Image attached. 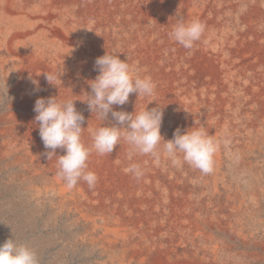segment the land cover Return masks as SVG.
<instances>
[{"label": "rangeland", "instance_id": "374dc122", "mask_svg": "<svg viewBox=\"0 0 264 264\" xmlns=\"http://www.w3.org/2000/svg\"><path fill=\"white\" fill-rule=\"evenodd\" d=\"M72 1L75 3L70 13L74 19L81 24L86 19L89 22V30L81 27V38L86 39L88 32L92 41V60L89 65L86 63L90 70L88 81L98 75L94 68L96 58L107 52L119 55L122 60L127 59L135 74L150 77L156 85L152 97L130 94L129 101L122 106L114 105V110L133 113L146 108H162L160 131L164 140L172 139L177 128L183 133L194 126L204 128L215 139L229 141L227 148L222 146L215 154L219 162L218 172L214 165L213 173L208 175L187 164L173 166L163 157L156 163L151 156L133 153L121 141L115 151L103 156L102 162L87 161V170L101 176L89 190L98 197L105 193L102 197L105 205L116 202L120 199L114 198L108 187L109 166L123 159L143 163L151 174H156L159 183L173 180L178 191L185 192L196 209L201 207L200 215L220 222L206 228L204 264H264V58L258 59L260 52L255 49L250 52L249 48L246 52L252 59L242 61L237 48L243 44L236 41L241 37L246 43L249 41V45L253 39L250 32L256 29L264 32V0H193L196 13L205 11V30L201 40L192 49L185 50L167 38V33L180 18V0H138L136 14L133 12L136 8L132 10L133 7L129 6L132 2L128 0ZM125 8H129V13H124ZM252 11L253 22L250 23L247 15ZM1 84L0 115H3L7 112L8 95L6 86ZM54 90L45 91L46 98L53 97ZM78 111L86 118V106L79 107ZM89 114L93 124L87 128L89 125L84 121L81 139L90 148L89 129L102 126L104 122L95 113L89 111ZM7 123L0 122V129ZM115 123L109 113L105 124ZM26 128L7 129L0 136V245L14 239L34 251L40 264H114L108 253L92 243L93 233L90 234L87 223L73 208L60 203L56 194L43 191L46 185L56 183L57 171L54 172L53 168L57 167H51L49 163L55 165L57 157L48 160L46 152L40 153L36 148L43 144L38 146L30 139L35 129L32 126ZM84 133H89V137L85 138ZM7 140L10 145L5 144ZM23 143H28L33 153L24 155L20 149ZM64 154L63 149L56 150L57 156ZM106 167L109 169L100 173ZM117 174L122 176L124 173L114 176ZM79 182L87 185L82 180ZM94 205L98 206L97 203ZM180 241L177 252L188 254L187 258L194 256L197 247L194 236Z\"/></svg>", "mask_w": 264, "mask_h": 264}, {"label": "bare ground", "instance_id": "6f19581e", "mask_svg": "<svg viewBox=\"0 0 264 264\" xmlns=\"http://www.w3.org/2000/svg\"><path fill=\"white\" fill-rule=\"evenodd\" d=\"M128 1L132 2L129 4V6L131 5L133 7L132 10L138 5V0ZM74 3L75 1L72 0L70 2L67 0H0V83L6 86V94L8 95V104L5 106L7 112L3 115L1 114L2 116L0 115V122L9 123L0 129V136L2 134L4 135L7 129H9V131L15 128L27 129L26 127L32 126L35 132H32L33 134L30 135V139L34 143L37 142L36 144L38 146H41L43 142L39 135L38 124L34 121L36 113L33 109L35 101L38 98H46L44 93L48 89H55L54 96H56L58 100H76L74 103L77 111L79 107L86 106L87 112H85V121L87 125L92 123V120L89 119L90 110L87 103L80 101L86 100L87 92H90L88 84V72L90 70L86 68V63L89 65L90 60H92V41L89 39L88 32L86 33V39L81 38V27L84 26V30H89L90 27L86 18L84 24L74 19V15L70 13L72 10L71 6H73ZM136 10L133 11L135 14L138 12L139 7H137ZM196 12L197 10L194 8L193 0H180L179 19H183L185 22L194 19L205 24V11ZM124 13H129V8H125ZM253 14L254 12L252 11L251 14L247 15V22H253ZM109 21H112V18ZM90 30H92V28ZM257 30L258 29L254 30L253 33H249V35L253 37L249 45V41L246 43L244 38L241 39L240 37V39L236 40L240 44H243V46L237 48L238 57L242 59V61L252 59V56L250 57L246 52L247 49L249 51V48L250 52H252L253 49L260 52L258 59L264 58V32H258ZM146 45L148 46V44ZM75 57H77V60H73ZM78 58L82 60V62H80ZM53 72H59L61 75V81L57 80L55 86L47 82L44 74ZM85 72L88 74H85ZM33 80L38 81V89L37 85L32 83ZM235 88H237L236 85ZM88 127H90V125ZM11 135H13L12 132ZM84 136L85 138L86 136L89 137V133H84ZM7 143L8 140L5 144ZM27 144H20V149L24 155H29L34 151L33 148L27 146ZM36 149L40 153L49 151L45 149L44 144ZM102 160L103 156L96 154L94 150L91 152L88 159L89 162H102ZM214 161L215 170L218 172L219 162L216 156L214 157ZM108 164L111 165L112 163L109 162ZM131 164H138L143 169L144 175L139 180L134 178L132 174L125 172V167H129ZM49 165L51 167L56 166V164L54 165L52 162H50ZM37 166L40 165H36V167ZM109 167L111 172L107 175L109 181V183L107 182L108 187L114 198L120 200L110 202L108 205L103 204L102 197L105 193L101 191V197H98L94 191L92 192V190H89L90 188L81 182H78L74 188L70 190L67 189L64 182L57 176V172L54 178L56 183L46 185L43 191L46 194H56L60 203H67L70 208H73L79 218L87 223L90 234L93 233V237H91L92 243L99 245L104 252L108 253L114 264H204L203 245L207 238L206 228L213 227L220 222L208 216L200 215L199 210L201 207H197L196 209V207L190 203V199L186 196V193L178 191L173 180L160 181L159 183L156 174H151L148 167L144 166L143 163H133L123 159L120 160L119 163H114V165ZM109 167L101 170L100 173L108 170ZM37 170H39V168H37ZM53 171H57V168H53ZM116 173L124 174H122V176L121 174L114 176ZM96 176L97 178L101 177L99 175ZM102 178H104V176ZM155 192L157 195H155ZM95 203H97L98 206H95ZM196 210L198 211L196 212ZM93 230L97 231V233H94ZM191 235L196 239L197 247L194 256L187 258L188 254H179V252H177V246H179L180 240L183 241L185 238L188 239Z\"/></svg>", "mask_w": 264, "mask_h": 264}, {"label": "clouds", "instance_id": "9594fccd", "mask_svg": "<svg viewBox=\"0 0 264 264\" xmlns=\"http://www.w3.org/2000/svg\"><path fill=\"white\" fill-rule=\"evenodd\" d=\"M205 25L192 20L185 22L178 19L168 32V38L185 49H192L201 40ZM94 68L98 70L95 79L89 80L90 92L86 102L90 112L104 122L102 126L89 129L91 147L82 142V127L85 117L75 107L76 100H58L56 96L38 98L35 101L34 121L38 124L39 135L46 152L47 159L57 157V176L64 182L67 189L74 188L79 181L87 183L91 189L97 183L94 172L87 170V161L94 150L100 156L111 154L121 141L125 142L133 153L151 156L156 163L166 158L173 166L189 165L202 174H211L214 170L215 154L223 146L227 148V139H215L202 127H191L181 133L179 128L173 138L164 140L161 135L163 111L160 107L142 109L129 113L116 111L113 106L125 105L130 94L137 97H152L155 83L150 77L135 74L134 69L119 55L105 53L97 57ZM47 82L55 86L60 80V73H44ZM37 85L38 81L33 80ZM109 113L116 121L106 125ZM88 128V126H87ZM163 142V143H162ZM63 149L64 155H56L57 149ZM139 180L144 171L138 164H131L125 169ZM0 264H40L37 255L29 247L18 244L14 239L6 240L0 245Z\"/></svg>", "mask_w": 264, "mask_h": 264}]
</instances>
